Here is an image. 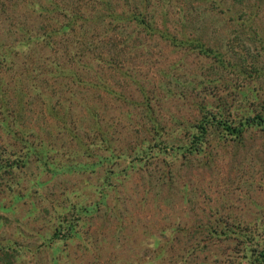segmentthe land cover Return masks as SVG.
Here are the masks:
<instances>
[{
    "label": "rangeland",
    "instance_id": "obj_1",
    "mask_svg": "<svg viewBox=\"0 0 264 264\" xmlns=\"http://www.w3.org/2000/svg\"><path fill=\"white\" fill-rule=\"evenodd\" d=\"M98 1L84 2L86 12L90 5L96 10L86 23L89 32L94 28L97 33L90 39L105 45L103 51L91 48L119 67L121 73L104 68L115 94L140 104L144 88L163 137L178 133L188 139L190 125L202 116L201 106L216 115L221 112L232 125L245 116L264 118V0ZM3 2L0 87L14 112L20 102L25 108L21 130L32 129L49 141L58 149L59 162L74 160L88 167L50 176L31 163L27 169L0 174V264H259L257 254L264 252V128H244L240 139L209 129L212 135L200 153L177 151L170 158L153 148L144 166L130 168L128 156L138 143L152 139L150 146L155 145L156 127L144 106L129 109L100 91L101 124L116 157L113 163L92 167L97 159L84 151L107 154V148L99 138L89 143L94 129L86 110L65 117L72 85L58 74L44 75L52 60L48 50L30 47L26 56L14 51L3 59L4 48L23 37L16 26L32 33L43 32V26L48 32L43 22L49 15L33 8L35 0ZM40 3L52 8L45 0ZM105 8L129 19L143 14L160 31L180 40L186 34L194 37L215 57L174 46L157 34L139 35L146 48L119 49L113 45L117 35L107 25L111 19ZM91 68L96 74V67ZM89 75L91 71H82L80 78ZM39 78L44 79L40 85ZM36 90H42L40 100ZM57 118L77 127L84 149L70 140ZM9 142L0 131L2 158ZM106 170L114 173L109 179L114 190L105 191L102 203ZM87 207L93 210L83 214ZM60 220L74 224L76 234L64 231L54 238Z\"/></svg>",
    "mask_w": 264,
    "mask_h": 264
},
{
    "label": "trees",
    "instance_id": "obj_2",
    "mask_svg": "<svg viewBox=\"0 0 264 264\" xmlns=\"http://www.w3.org/2000/svg\"><path fill=\"white\" fill-rule=\"evenodd\" d=\"M35 1L37 2L34 3L33 8H35V10L39 11L40 13H46L49 15V18L47 20L44 19L45 21L43 22L47 23L49 31H44L42 26L43 32L40 29H36L32 33L16 26V28L19 29V32L23 34V37L13 46H7L4 48L3 59L6 60L7 57L8 59L11 58L10 55H12V52L14 51L16 54L19 52L21 55L26 56V49L30 50V47L39 51L41 48L48 50L52 60L48 61L50 68L46 70L49 74L44 73V75H52L53 73L58 74V78L65 77V79L68 80V82L65 84L72 85L69 87L68 95H70V103L67 105L64 114L67 116L65 117H68V115H73V113L79 111L80 109L86 110L89 116H91L93 119L92 128L94 129V132H92L93 137L89 143L93 144L94 140L99 138L98 140H101L107 148V154L88 153V149L84 151L86 156L97 159V161H94L90 164L92 167L113 163L116 157V155L113 153L111 140L105 132V126L101 124V114L103 113L104 109L102 100H100V98L97 99L98 96H101L100 91L103 95H112L117 99L119 98L123 103L130 107L129 109H131L133 106H144L143 108L145 109L146 117L150 120V122L153 123L152 126L156 127V136L153 137L155 141L154 146H150L152 139L147 140V143L145 142V144L140 142L138 143V146L140 147L137 148L136 145V147L133 149L134 154L132 156L126 155L130 157H127L129 163L128 167L130 168L144 166L145 162L151 157L149 150H152L153 148L158 149V152L162 153L163 155L168 154L170 158L175 157L177 151H180L182 154L200 153L203 145L208 142V139L212 135L209 129L222 131L223 134L229 136L230 138L240 139L244 128H264V118L262 116L256 115L252 118H250V116H245L239 120L238 124L232 125L231 122L224 120L223 114L221 112L216 115L210 110H205V106H201L200 109L202 111V116L195 124L190 125V128L193 129V133L189 135L188 139L184 135L179 136L178 133L177 135L168 133L166 137H163L162 134L164 131L162 133L158 129V122L153 117L154 110L149 104V96L145 92L144 88H140V94L143 95L142 97L144 98L143 101L139 102L140 104H138L134 102L133 98L130 96H127L126 98L125 95L118 93V95L115 94L113 88L111 87L112 85L107 80V75L104 72V68L108 69V71L112 69L113 73L115 71H119V73L121 72L120 69H118L119 67L117 68L114 66L112 61L109 62L108 59L103 58V56L99 57V55L95 53L97 48H95V50L91 48L92 46L99 47L103 51V47L105 46L100 40H96L94 43L93 40L90 39L94 38L97 33L94 28L92 32H89L90 28L86 26L87 22H92V16L90 14L91 12L96 11L95 6H88L90 10L86 12V7L84 5L85 0H45L50 6L52 5V8L48 9L49 7L45 8L43 5H41L40 0ZM98 2L99 4L104 3L103 0H99ZM28 6L31 7V5ZM113 11V9L105 8L107 17L111 19V23H107V25L108 27L110 26V31L114 30L117 35V39L113 45L117 44L119 49H140L141 47L146 48L145 41L143 40L141 43L142 39L139 38V35L157 34L159 38L166 40L169 42V44L172 43L174 46H183L186 49L195 50L198 53L206 56L212 53L210 54L211 57H215L211 48L204 46L199 40L192 36L186 34L183 40H180L176 37L178 36L177 34H170L166 32L167 30H165V32L158 30V28L155 26V22L152 19H146L143 14H134V18L130 16L129 19V17L124 18L122 15L114 14ZM5 12L6 10L4 8V2L3 0H0V22H5ZM130 20L133 21V24H130ZM94 21L96 22V18H94ZM102 24L103 26L106 25L105 23ZM9 26H11V23H9ZM8 32H10L12 35L15 34L14 31ZM183 34L184 33L181 35ZM14 40L15 39H13V41ZM129 42L131 43L129 44ZM12 61L17 63L16 59ZM219 61L223 63L221 59ZM91 65L96 67V74L95 71L94 73L92 72ZM54 67L55 71L53 72L52 69ZM36 69L38 71V68ZM79 70L81 71L78 72ZM97 70L99 71L98 73ZM82 71H91V75L86 77L83 76L84 79H82L80 78ZM41 73H43V71L39 72V75H41ZM39 80L40 81H38V85H40L41 82H44V79L39 78ZM56 83L60 84L57 81ZM31 86L37 88L35 87L34 82H32ZM5 92L6 91L0 87V131L3 134V139H9L11 142L8 143L10 147L9 151H5L6 154L3 158L0 156L1 175L3 173L11 174L13 171L17 169L19 170L20 168L27 169L31 163H35V167L40 169V173L46 172L50 176H56L60 173L69 171L78 172L84 167H88V164L84 165L78 161L74 162V160L64 161V163L59 162L55 156L58 154V149L51 146L49 141L44 140L43 136L34 134L32 129L26 133H23L20 128L19 121L22 123L21 117L25 108L20 102L17 105L18 109L16 108V112H14L15 108H11L9 99L5 95ZM41 92L42 90H36V94L38 95L37 100H40V97L43 98V96H41ZM27 93L28 92H24L23 95L30 98L27 96ZM85 93L87 94L85 95ZM78 96H80V98H78ZM93 97H96L95 100L92 99ZM46 102L51 114L54 116V108L48 103V101ZM89 105L92 107L88 109ZM132 114V112H129L128 116H131ZM55 117H58L57 113ZM139 117L140 116L136 112V118ZM57 121L62 123V129L67 132L70 140H73L78 149H84L86 143H84L83 139L78 136V133L75 130L77 127L71 126L69 121H67L65 118H57ZM160 129L162 130L163 128L161 127ZM121 153L125 155V152ZM73 156H75V154H73ZM111 174H114L113 171L106 170L105 176L103 178V182L105 184L102 185L103 187L101 188V190L104 192L106 190H114L113 185L109 180ZM36 183L39 185L38 181ZM106 194L107 192L100 194L102 203H104ZM97 206L98 204H96V207ZM92 210L93 207H87L85 208V213L83 214H86V212H91ZM59 222V228L56 227L55 232L53 233L54 238L61 236L64 231L68 236L76 234L74 224H67L65 220H60ZM257 257L259 258V264H264V252L258 253Z\"/></svg>",
    "mask_w": 264,
    "mask_h": 264
}]
</instances>
